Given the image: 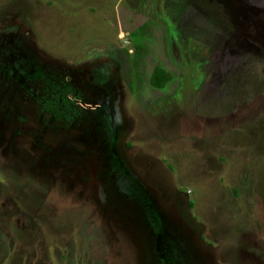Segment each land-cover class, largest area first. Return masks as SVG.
I'll use <instances>...</instances> for the list:
<instances>
[{
  "label": "rangeland",
  "instance_id": "1",
  "mask_svg": "<svg viewBox=\"0 0 264 264\" xmlns=\"http://www.w3.org/2000/svg\"><path fill=\"white\" fill-rule=\"evenodd\" d=\"M0 264H264V0H0Z\"/></svg>",
  "mask_w": 264,
  "mask_h": 264
},
{
  "label": "trees",
  "instance_id": "2",
  "mask_svg": "<svg viewBox=\"0 0 264 264\" xmlns=\"http://www.w3.org/2000/svg\"><path fill=\"white\" fill-rule=\"evenodd\" d=\"M172 79L171 74L161 65H156L151 77L153 87L162 89ZM82 97L77 89L69 83L49 86L43 99L41 109L58 121L71 124L82 115L80 102Z\"/></svg>",
  "mask_w": 264,
  "mask_h": 264
}]
</instances>
